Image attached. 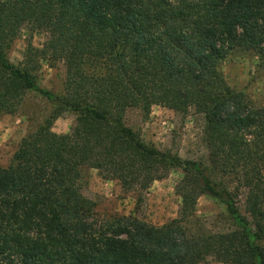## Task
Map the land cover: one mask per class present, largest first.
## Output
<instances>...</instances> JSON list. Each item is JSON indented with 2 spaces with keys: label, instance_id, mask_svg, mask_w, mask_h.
<instances>
[{
  "label": "trees",
  "instance_id": "1",
  "mask_svg": "<svg viewBox=\"0 0 264 264\" xmlns=\"http://www.w3.org/2000/svg\"><path fill=\"white\" fill-rule=\"evenodd\" d=\"M26 27L48 38L15 64L8 51ZM236 49L264 65V0H0V112L28 93L53 105L0 167V264H264V102L227 83L220 66ZM42 61L65 66L60 94L39 84ZM155 105L204 116L208 162L139 138L126 113ZM67 111L74 128L55 132ZM92 168L139 200L182 169L179 216L98 222L83 190ZM203 194L223 204L232 230L191 228Z\"/></svg>",
  "mask_w": 264,
  "mask_h": 264
},
{
  "label": "rangeland",
  "instance_id": "2",
  "mask_svg": "<svg viewBox=\"0 0 264 264\" xmlns=\"http://www.w3.org/2000/svg\"><path fill=\"white\" fill-rule=\"evenodd\" d=\"M47 38L45 31H33L26 27L8 51L9 59L19 64L30 43L42 48ZM220 68L232 88L243 91L257 103L264 102V65L257 52L236 49L222 61ZM37 74L42 87L58 94L63 91L66 69L62 63L42 61ZM52 110L51 102L28 93L18 111L0 112V167L10 165L22 138L35 131ZM76 119L75 112L67 111L54 121L53 130L69 133ZM125 120L147 144L178 153L184 159L208 162V151L203 141L205 120L202 114L194 110L181 113L155 105L148 115L138 109H130ZM183 175L182 169L173 168L166 177L155 181L139 200V195L125 190L118 180L110 179L92 168L86 172L83 190L95 202V219L100 223L122 216H137L160 226L179 216L182 199L177 185ZM240 209L245 220L253 223L254 212L244 196L240 198ZM194 220L191 228L195 231L214 233L233 229L223 204L206 194L198 199ZM203 264L230 263L209 258Z\"/></svg>",
  "mask_w": 264,
  "mask_h": 264
}]
</instances>
